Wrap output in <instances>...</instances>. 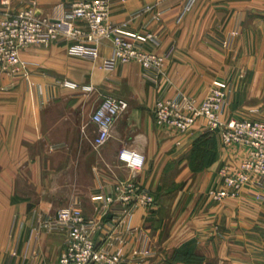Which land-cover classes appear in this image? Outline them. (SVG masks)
Listing matches in <instances>:
<instances>
[{
  "label": "crops",
  "instance_id": "obj_1",
  "mask_svg": "<svg viewBox=\"0 0 264 264\" xmlns=\"http://www.w3.org/2000/svg\"><path fill=\"white\" fill-rule=\"evenodd\" d=\"M3 1L13 12L33 1L39 15L57 18L65 6L89 0H0V6ZM109 1L110 20L124 23V34L157 36V43L141 39L140 46L166 55L165 75L148 81L136 62L106 69L103 61L113 52L107 39L95 61L71 53L77 42L68 41L21 47L20 71L0 68V264L57 263L65 237L36 233L34 208L54 213L79 202L104 235L112 218L102 198L129 181L155 198L129 221L149 238L144 264H264V187L247 185L222 201L208 196L224 186L220 169L237 170L247 149L206 135L203 120L185 134L154 121L159 96L183 93L201 101L215 81L231 87L224 120L264 121V0H195L188 9L189 0ZM65 80L92 89H70ZM104 95L129 107L95 150L91 116ZM122 148L141 152L144 167H126L118 158ZM138 244L134 235L125 255Z\"/></svg>",
  "mask_w": 264,
  "mask_h": 264
},
{
  "label": "built area",
  "instance_id": "obj_2",
  "mask_svg": "<svg viewBox=\"0 0 264 264\" xmlns=\"http://www.w3.org/2000/svg\"><path fill=\"white\" fill-rule=\"evenodd\" d=\"M194 1L189 0L186 8ZM81 23L86 25L87 31ZM124 25L110 20L109 0L71 3L62 8L57 18L39 15L33 1L16 12L10 10L8 1H3L0 6V68L11 74L19 72L20 67L25 65L19 59L21 47L32 44L48 46L68 41L77 42L70 47L71 53L95 61L99 56L100 41L107 39L112 42L113 52L103 61V67L113 69L117 62H136L143 69L145 79L158 83L165 75L167 57L145 51L140 46L141 39L157 43V36L151 33L143 38L126 35ZM227 44L230 45L229 41ZM62 85L70 89L80 88L83 92L92 89L87 85L78 87L77 83L68 80L63 81ZM230 91L231 87L215 81L201 101L178 93L175 96H159L154 106V121L159 126H170L185 134L199 120H203L206 132L217 134L224 145L236 144L247 149V156L237 170L227 166L220 169L224 186L208 191V196L215 201L237 198L247 185L264 187V121L224 120L223 108ZM128 107L123 99L112 95L102 97L91 116V122L96 125V135L90 140L93 149L99 150L110 140L116 121ZM57 147L51 145L52 149ZM139 157L142 160H138ZM118 158L134 171L145 165V156L134 149L122 148ZM115 193L102 198L104 208L108 209L112 218L107 223L108 231L104 235L103 225L95 219H87L79 202L61 207L54 213L33 209V230L36 233L62 234L65 237V249L56 264H144L151 255L149 238L138 228L132 227L129 221L137 208L153 206L155 198L147 187L137 181L117 185ZM114 202L120 203V207L112 208ZM120 226L123 228L120 229ZM134 235L138 236V247L132 256H126L124 245ZM99 239L102 245H98Z\"/></svg>",
  "mask_w": 264,
  "mask_h": 264
},
{
  "label": "clouds",
  "instance_id": "obj_3",
  "mask_svg": "<svg viewBox=\"0 0 264 264\" xmlns=\"http://www.w3.org/2000/svg\"><path fill=\"white\" fill-rule=\"evenodd\" d=\"M138 160H142V157H139Z\"/></svg>",
  "mask_w": 264,
  "mask_h": 264
},
{
  "label": "trees",
  "instance_id": "obj_4",
  "mask_svg": "<svg viewBox=\"0 0 264 264\" xmlns=\"http://www.w3.org/2000/svg\"><path fill=\"white\" fill-rule=\"evenodd\" d=\"M206 135H213V134H211V133H208V134H206Z\"/></svg>",
  "mask_w": 264,
  "mask_h": 264
}]
</instances>
